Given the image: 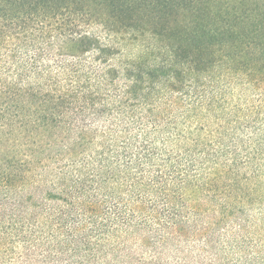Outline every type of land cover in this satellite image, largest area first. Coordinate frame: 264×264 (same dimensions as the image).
I'll return each instance as SVG.
<instances>
[{
	"label": "trees",
	"instance_id": "trees-1",
	"mask_svg": "<svg viewBox=\"0 0 264 264\" xmlns=\"http://www.w3.org/2000/svg\"><path fill=\"white\" fill-rule=\"evenodd\" d=\"M0 264H264V0H0Z\"/></svg>",
	"mask_w": 264,
	"mask_h": 264
}]
</instances>
